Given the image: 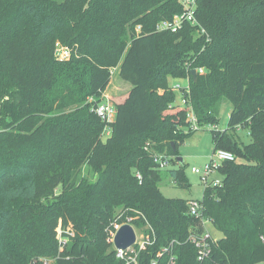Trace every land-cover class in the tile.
Segmentation results:
<instances>
[{
  "label": "trees",
  "instance_id": "obj_1",
  "mask_svg": "<svg viewBox=\"0 0 264 264\" xmlns=\"http://www.w3.org/2000/svg\"><path fill=\"white\" fill-rule=\"evenodd\" d=\"M196 3V24L170 32L155 26L181 0H0V264H120L113 219L151 236L140 264H166L157 253L171 241L173 264H264V0ZM114 69L131 86L109 99L107 124L94 107ZM169 79L189 80L201 126L218 125L222 98L232 105L226 128L211 130L214 149L235 159L221 163V186L203 189V215L221 233L203 261L188 240L202 231L189 199L157 187L165 149L178 164L167 174L189 187L176 147L196 132H184Z\"/></svg>",
  "mask_w": 264,
  "mask_h": 264
},
{
  "label": "built area",
  "instance_id": "obj_2",
  "mask_svg": "<svg viewBox=\"0 0 264 264\" xmlns=\"http://www.w3.org/2000/svg\"><path fill=\"white\" fill-rule=\"evenodd\" d=\"M183 4V10L180 13L174 14L170 19H163L159 21L156 26V31H170L177 32L182 28V26L186 23L191 25L196 24L195 20V10H196V0H181ZM203 32V30H200ZM55 57L59 60L68 59L70 56V51L67 47L56 44ZM195 69V68H193ZM196 72H202L203 68L199 67L195 69ZM113 72V70H112ZM185 84H169V87L176 92H179L180 95V107L185 109V126L184 132L189 131H197L202 127H211L212 129H218L216 124H208L201 126L198 123L197 117L194 114L191 102L187 95H189L190 91V83L188 79H184ZM173 105V104H172ZM94 111L96 115L105 123L109 124L114 120L116 114V107L110 101H100L94 107ZM241 126H237L236 129H240ZM235 159V156L224 149L217 148L214 149L209 161L206 162L203 167H192L191 171L197 174L200 178L203 189L209 187H219L222 184V177L218 173V169L222 162L224 161H232ZM155 162L158 163L159 168H164L169 165L168 160L159 155L155 157ZM219 175V176H218ZM137 180L141 182L142 177L140 173L135 174ZM188 205V214L199 218L202 224V231L200 232H190L188 240L191 241L196 249V257L198 261H203L209 257L211 253V244L215 240L212 233L208 231V224L211 225V220L203 215L204 205L201 199H189L187 202ZM130 224V223H129ZM119 225V224H118ZM121 225H119L120 227ZM118 227V228H119ZM133 227V225H132ZM117 228V229H118ZM134 229V228H133ZM117 231V230H116ZM135 231V230H134ZM62 233V229L58 226L57 234L60 236ZM114 232L108 237V242L111 243L113 251L115 253V257L121 262L120 264H140L139 256L140 252L143 251L147 245L152 244V238L148 233H143L142 238L140 239L135 232V242L131 244L129 247L122 249L116 248L113 243ZM173 241L163 246L161 250L157 253V257H161L164 253L169 254V259L166 264H173L175 260V255L172 254V246ZM157 259H151L149 264H157Z\"/></svg>",
  "mask_w": 264,
  "mask_h": 264
},
{
  "label": "rangeland",
  "instance_id": "obj_3",
  "mask_svg": "<svg viewBox=\"0 0 264 264\" xmlns=\"http://www.w3.org/2000/svg\"><path fill=\"white\" fill-rule=\"evenodd\" d=\"M62 1V0H57ZM204 69V68H203ZM179 83L184 85L185 80L184 79H169V84ZM130 83L126 82L119 78L117 70H113V74L111 75V80L106 87L102 97L101 101H106L111 98H115L117 100L121 99L120 97L125 95L127 91L130 89ZM107 96V97H106ZM91 100V98H90ZM174 105L180 106V95L179 92H177V96L174 102ZM231 103L226 100L225 98H222L219 104L217 105V108L215 109V116L218 123V129L224 130L226 128L228 115L231 111ZM176 130H180V126H176ZM212 128L211 127H202L201 129L194 132L190 137L185 139V141L182 144H179L176 147L177 156L182 159V163L184 166V174L188 180L189 187L181 188L174 184V181L172 178L167 174V169L169 168L164 167L160 168V172L162 174V179L157 183V187L160 190V192L169 198H183V199H201L203 195V186L201 184L200 178L197 174L193 173L191 171L192 167H203V165L209 161V158L214 150L213 140H212ZM108 127L104 129V134L102 135V139L104 140L106 136L108 135ZM176 133V131H174ZM234 135L238 138V140L244 141L245 143L250 141V138L248 136V133L244 127H240V129H236L234 131ZM173 147L174 144H173ZM166 149L163 151V154H160L161 156L165 155L164 157H167V159L172 158V155L170 156ZM169 162V161H168ZM170 166L176 167L178 164L173 161L169 163ZM219 176V175H218ZM87 177H93L96 178V175H92V173H89ZM116 219H113L111 222L109 221L111 225L109 229V235L112 234L119 225L115 221ZM130 223V219H127ZM131 224V223H130ZM133 228L137 234V236L141 239L143 236V233H145V227L144 226H136L134 224ZM208 231H210L215 239L221 237V233L216 231L211 225L208 224L207 226ZM43 262L46 263V258L42 259ZM262 264V263H260Z\"/></svg>",
  "mask_w": 264,
  "mask_h": 264
},
{
  "label": "water",
  "instance_id": "obj_4",
  "mask_svg": "<svg viewBox=\"0 0 264 264\" xmlns=\"http://www.w3.org/2000/svg\"><path fill=\"white\" fill-rule=\"evenodd\" d=\"M193 77L196 75L195 69L191 70ZM173 145V144H172ZM177 162L182 163L180 157H176ZM135 242V231L131 224H122L114 234L113 243L116 248L125 249Z\"/></svg>",
  "mask_w": 264,
  "mask_h": 264
},
{
  "label": "crops",
  "instance_id": "obj_5",
  "mask_svg": "<svg viewBox=\"0 0 264 264\" xmlns=\"http://www.w3.org/2000/svg\"><path fill=\"white\" fill-rule=\"evenodd\" d=\"M107 97V96H106Z\"/></svg>",
  "mask_w": 264,
  "mask_h": 264
}]
</instances>
